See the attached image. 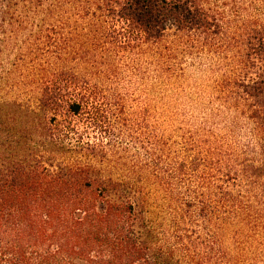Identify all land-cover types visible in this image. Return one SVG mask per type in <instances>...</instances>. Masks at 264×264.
<instances>
[{"label": "trees", "instance_id": "16d2710c", "mask_svg": "<svg viewBox=\"0 0 264 264\" xmlns=\"http://www.w3.org/2000/svg\"><path fill=\"white\" fill-rule=\"evenodd\" d=\"M45 1L0 88V264H264V0Z\"/></svg>", "mask_w": 264, "mask_h": 264}, {"label": "rangeland", "instance_id": "374dc122", "mask_svg": "<svg viewBox=\"0 0 264 264\" xmlns=\"http://www.w3.org/2000/svg\"><path fill=\"white\" fill-rule=\"evenodd\" d=\"M13 4L15 6L7 8L3 16L14 17L12 22L14 24L11 28H3L2 33H0V78L2 77L0 88H2V92L8 91L10 81H22L21 75H24L22 71L27 70L28 65H31V60L28 59L31 57L29 53H35V47L40 46L41 42L37 40L38 33L36 32L35 18L41 14L53 13V10L50 7L48 8L49 2L45 0H17ZM0 10L3 11V8ZM185 76L186 78L182 83L183 89L181 85L179 88L168 85L159 91L156 96L159 101L153 98V103L149 106L153 112L161 107L166 108L169 104L176 108L189 105V101L183 95L189 93L187 90L197 84L200 76L190 65L187 67ZM159 95L162 97H159Z\"/></svg>", "mask_w": 264, "mask_h": 264}]
</instances>
